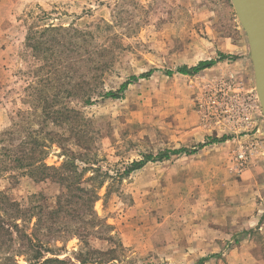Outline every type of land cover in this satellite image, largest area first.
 <instances>
[{
    "label": "rangeland",
    "instance_id": "rangeland-1",
    "mask_svg": "<svg viewBox=\"0 0 264 264\" xmlns=\"http://www.w3.org/2000/svg\"><path fill=\"white\" fill-rule=\"evenodd\" d=\"M45 27L64 29L52 33L61 52L52 77L60 105L82 121L81 186L96 188L93 210L103 223L83 242L67 241L57 258L264 264V120L231 0H0V133L29 111V94L47 77L45 55L27 39ZM219 55L226 58L212 68L177 73ZM148 72L117 99L104 96ZM73 92L90 94L91 103L67 96ZM69 140L64 145L80 150ZM179 149L187 152L126 172L133 161ZM62 161L52 144L46 164ZM0 192L22 209H52L63 188L13 170L0 173Z\"/></svg>",
    "mask_w": 264,
    "mask_h": 264
},
{
    "label": "trees",
    "instance_id": "trees-1",
    "mask_svg": "<svg viewBox=\"0 0 264 264\" xmlns=\"http://www.w3.org/2000/svg\"><path fill=\"white\" fill-rule=\"evenodd\" d=\"M63 30L60 27H45L27 38L29 47L45 55L47 77L41 80L37 90L34 89L29 94V111L19 112L18 120L13 121L7 130L0 133V173L17 170L20 175L36 182L52 180L63 188V192L56 197L52 209L42 205L22 209L18 203L0 192V264H18L15 260L17 257H23L24 264H71L70 261L57 258L58 254L55 252L64 250L65 243L71 238L77 237L83 242L90 232L93 234L94 229L103 227L102 220L93 210V205L98 199L96 188L81 186L83 174L87 169L80 168L77 161L85 164L88 162V147L79 145V140L87 139L82 121L76 111L60 105L62 92L56 90V80L52 77L61 71L60 61L57 60L61 54L57 49L59 41L52 33ZM60 45L65 49V43ZM225 58L224 55H219L216 60L200 61L192 67L183 66L177 69V73L195 75ZM150 74L151 72L132 76L118 91H108L104 96L117 99L131 83L148 78ZM73 87L80 89L82 84L73 83ZM67 96L82 98L86 105L91 103V95L86 92L68 93ZM38 109L40 114L37 115ZM32 123H35L37 128L32 127ZM49 124L59 127L62 131H51ZM69 139H77L78 143L74 144L80 150L74 151L64 145ZM54 143L60 148V157H63L58 167L47 165L45 162L48 150ZM204 145L206 143L198 145L197 149ZM182 152L187 151L179 149L164 151L156 156H146L141 161H133L126 172L139 170L150 161H161L167 159L170 154ZM32 221L31 228H28L27 225ZM58 243L62 246L58 247ZM14 245H17L16 249ZM83 262L85 261H80Z\"/></svg>",
    "mask_w": 264,
    "mask_h": 264
},
{
    "label": "water",
    "instance_id": "water-1",
    "mask_svg": "<svg viewBox=\"0 0 264 264\" xmlns=\"http://www.w3.org/2000/svg\"><path fill=\"white\" fill-rule=\"evenodd\" d=\"M248 44L255 92L264 120V0H231Z\"/></svg>",
    "mask_w": 264,
    "mask_h": 264
},
{
    "label": "built area",
    "instance_id": "built-area-1",
    "mask_svg": "<svg viewBox=\"0 0 264 264\" xmlns=\"http://www.w3.org/2000/svg\"><path fill=\"white\" fill-rule=\"evenodd\" d=\"M239 158L240 159H245L246 157H244V154L242 153Z\"/></svg>",
    "mask_w": 264,
    "mask_h": 264
},
{
    "label": "bare ground",
    "instance_id": "bare-ground-1",
    "mask_svg": "<svg viewBox=\"0 0 264 264\" xmlns=\"http://www.w3.org/2000/svg\"><path fill=\"white\" fill-rule=\"evenodd\" d=\"M256 96H257V94H256ZM262 96H264V90H263V92H262Z\"/></svg>",
    "mask_w": 264,
    "mask_h": 264
},
{
    "label": "crops",
    "instance_id": "crops-1",
    "mask_svg": "<svg viewBox=\"0 0 264 264\" xmlns=\"http://www.w3.org/2000/svg\"><path fill=\"white\" fill-rule=\"evenodd\" d=\"M212 68V67H211Z\"/></svg>",
    "mask_w": 264,
    "mask_h": 264
}]
</instances>
